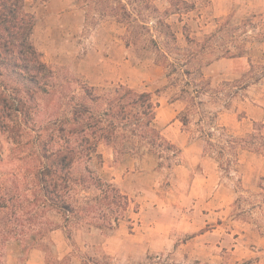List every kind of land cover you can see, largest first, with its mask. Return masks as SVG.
<instances>
[{
    "label": "rangeland",
    "instance_id": "obj_1",
    "mask_svg": "<svg viewBox=\"0 0 264 264\" xmlns=\"http://www.w3.org/2000/svg\"><path fill=\"white\" fill-rule=\"evenodd\" d=\"M23 3L34 18L30 42L60 80L67 74L77 80L72 88L83 84L97 94L118 84L148 92L158 106L155 120L159 107L176 103L171 121L217 164L222 181L236 193L229 217L264 226V210H256L264 199V0ZM26 126L34 128L31 122ZM154 126L161 133L155 121ZM14 132L0 135V185L28 189L22 176L32 167L36 135L28 131L20 138ZM161 156L143 147L115 153L99 143L89 168L128 198L122 220L94 229L51 214L56 230L25 254L18 242H9L0 264H175V197L186 195L189 174L177 169L187 163L180 154ZM96 195L80 192L76 198L82 203ZM98 203L97 222L106 224L101 215L112 218L107 206L115 210L120 204L109 195ZM166 243L171 250L141 253L142 244Z\"/></svg>",
    "mask_w": 264,
    "mask_h": 264
},
{
    "label": "trees",
    "instance_id": "obj_2",
    "mask_svg": "<svg viewBox=\"0 0 264 264\" xmlns=\"http://www.w3.org/2000/svg\"><path fill=\"white\" fill-rule=\"evenodd\" d=\"M23 1L0 0V135L17 131L23 138L35 132L36 152L31 169L22 176L30 188L0 185V259L9 242H18L22 254L38 247L57 228L51 214L61 215L66 224L71 218L94 229H110L122 220L128 198L89 168L99 143L115 153L143 147L159 159L166 152L180 154L154 126L158 106L150 93L118 84L97 94L83 84L72 88L77 80L67 74L60 80L30 42L34 18ZM29 122L33 129L26 126ZM89 191L99 194L78 203V193ZM108 195L120 205L115 210L107 206L112 218L102 214L107 222L101 224L96 218L101 204L94 203Z\"/></svg>",
    "mask_w": 264,
    "mask_h": 264
},
{
    "label": "crops",
    "instance_id": "obj_3",
    "mask_svg": "<svg viewBox=\"0 0 264 264\" xmlns=\"http://www.w3.org/2000/svg\"><path fill=\"white\" fill-rule=\"evenodd\" d=\"M159 109L156 125L187 160L177 169L181 173L187 169L189 174L186 195L175 197V255L179 254L175 264H264V226L258 220L229 217L235 191L222 181L217 164L203 155L202 148L196 142L188 143L177 120L171 121L179 111L176 103ZM256 204V210H264L263 201ZM185 236L188 240L179 241ZM171 248L168 243L140 247L141 253Z\"/></svg>",
    "mask_w": 264,
    "mask_h": 264
}]
</instances>
